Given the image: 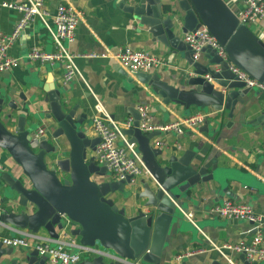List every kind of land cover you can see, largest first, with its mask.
<instances>
[{
    "label": "water",
    "instance_id": "1",
    "mask_svg": "<svg viewBox=\"0 0 264 264\" xmlns=\"http://www.w3.org/2000/svg\"><path fill=\"white\" fill-rule=\"evenodd\" d=\"M123 3L137 26L149 33L153 41L180 52L189 66L186 78L190 88L171 84L157 73L137 72L136 79L130 77L150 86L165 104L176 103L187 109L191 106L212 107L216 111L229 109L232 113L238 103L245 102L251 90L244 88V83L215 50H203L202 54L209 58L206 65L201 56L194 58L192 48L180 33L194 31L202 24L224 46L233 64L264 84V41L240 23L225 0H181L179 11L170 10V5L161 0H137L134 4L123 0ZM216 64L221 66L219 72L212 66ZM118 70L129 76L127 71ZM44 90L47 93L43 101L49 112L45 113L41 105L39 112H32L29 123L26 116L18 117L14 130L7 126L12 114L5 112V107L12 108L14 104L0 98V148L22 167L24 175L22 181L6 177L18 194L22 209L0 212V223L33 233L44 229L49 237L58 238V230L65 228L67 218L77 224L71 234L79 238L80 245L110 250L128 259V264H160L162 251L175 226L193 234L202 229L198 223L192 226L185 216L189 212L188 203L193 201L189 192L201 180L215 179L216 171L221 172L217 156L204 162L194 150L179 154V149L174 147L172 150L155 147L151 141L159 132H143L140 112L132 111L133 124L123 131L142 154L153 181L143 184L139 198L144 202L137 214L127 216L116 198L125 192L130 179L111 181L105 177L106 166L99 165L92 154L100 138L88 136L77 111L61 100L55 85L50 84ZM38 113L55 125L40 138L38 149L34 150L30 141ZM26 124H30L29 128ZM251 124L264 128V111ZM29 206L33 213L28 212ZM14 250L0 241V264H48L47 258L39 256L36 249L24 256H15ZM242 259L244 264H250L244 261V256ZM81 264L127 263L106 261L103 255L92 254Z\"/></svg>",
    "mask_w": 264,
    "mask_h": 264
},
{
    "label": "crops",
    "instance_id": "2",
    "mask_svg": "<svg viewBox=\"0 0 264 264\" xmlns=\"http://www.w3.org/2000/svg\"><path fill=\"white\" fill-rule=\"evenodd\" d=\"M2 1L23 3L25 0H0V32L9 34L13 31L20 13L15 9L2 7ZM136 1L127 0V3L134 4ZM180 1L161 0L163 4L170 5V10L178 11ZM225 2L236 14L239 13L240 0ZM61 3L72 4L84 14L77 28L76 39L68 47L77 56V64L89 88L102 100L116 122L121 123L130 118L134 121L132 111L138 110L142 104L150 106L152 121L156 124H164L175 119L174 114L168 109H173L181 116H189L199 111L210 115L207 123L201 125L196 132L188 130L178 136L173 132L156 131L159 133L151 141L155 147L179 149V154L185 150H194L204 162L217 156L218 166L222 168H218L221 172L216 171L215 179L201 180L189 192L193 200L188 203L189 211L193 213L195 222L202 229L193 234L187 230L181 231L175 226L162 251L160 264H227L226 256L235 264H244L243 253L229 252L223 255L214 249L213 243L221 246L224 243L250 242L256 230L255 225L243 220L209 217L207 211L225 199H230L246 203L256 213L264 216V128L262 125L254 127L251 124V121L264 111V92L251 89L245 96V102L238 103L232 113L229 109L216 111L212 107L199 109L196 106L187 109L176 103L165 104L160 96L154 94L150 86L138 80H131L130 77L136 79L134 75L122 74L118 68L125 69L112 54L125 46L154 54L165 63L149 73H157L163 80L176 86L190 88L186 78L189 66L180 52H174V49L164 46L159 41H153L152 36L143 31L141 26H137V21L126 12L123 0H47L45 7L53 13ZM249 28L264 41L263 22ZM184 34L180 33L181 38H184ZM34 45L42 46L46 50L54 47L52 38L39 19L31 23L9 49L11 55L21 58L19 65L1 76L0 98L14 104L12 108L5 107V112L12 114V119L7 123L8 128L14 130L18 117L23 115L29 123L32 120V112H39L41 105L45 113H48L49 106L43 101L47 93L44 89L52 84L60 91L61 100L69 103L71 108L77 111V116L83 121L88 136L97 138L92 127L95 98L91 91L79 77L64 83L61 64L41 65L25 58ZM91 54L107 56L92 57ZM200 60L206 65L209 58L202 54ZM212 66L215 68V65ZM35 122L33 129L44 126L47 134L55 125L43 113H38ZM29 125L26 124L28 128ZM157 142L163 144L159 146ZM211 172L212 170H209V173ZM6 177L22 181L24 175L22 167L6 150L0 148V197L9 208L20 211L22 208L18 204V194L8 184ZM145 181H153L149 171L143 172L133 183H128L125 192L118 194L116 202L125 208L127 216L137 214L138 208L143 204L144 200L139 198V194ZM25 183L29 185L27 178ZM29 208L28 212L33 213L32 207ZM69 224L70 226H67ZM75 225L76 223L68 222L66 218L65 228L58 230L61 238L64 239L65 233L73 237L71 230L77 228ZM191 225L195 227L193 223ZM201 231L208 237L202 235ZM21 233L49 237L44 229L33 233L0 223L1 242L3 238L18 236ZM74 237L79 244V238ZM28 239L31 248L14 247L15 256H24L34 250L35 241L30 237ZM197 248H202L204 252L193 254L181 261L177 259L179 254ZM86 258L89 256H84L83 260ZM244 261L248 260L245 258ZM248 262L264 264V261Z\"/></svg>",
    "mask_w": 264,
    "mask_h": 264
},
{
    "label": "built area",
    "instance_id": "3",
    "mask_svg": "<svg viewBox=\"0 0 264 264\" xmlns=\"http://www.w3.org/2000/svg\"><path fill=\"white\" fill-rule=\"evenodd\" d=\"M47 0H25L23 3L2 1L1 6L15 9L20 13V17L11 33L0 32V80L1 76L19 65L20 57L9 53V49L22 36L27 27L35 20L43 22L47 32L52 38L54 47L46 50L42 46L34 45L30 48L25 58L41 65L49 64L63 66L62 78L64 83L79 77L91 91L95 98V115L92 119V127L100 141L96 145L94 152L95 159L99 165L106 166L108 180L127 181L133 183L141 176L146 168L142 154L135 144H131L129 137L125 135L123 129L129 128L133 124V119H126L118 123L111 117L110 112L105 107L102 100L89 88L82 72L79 69L76 58L68 45L75 41L77 28L83 19V12L72 4L61 3L52 13L46 9ZM127 1V0H126ZM241 8L237 14L240 23L248 27L257 23H264V0H240ZM184 40L193 50L195 59L200 58L204 49L215 50L222 61L227 62L229 70L235 77L244 83V88L257 89L264 92V84L255 80L240 67L233 64L224 48L211 34L205 25H201L194 31L184 34ZM92 57H106L107 54H91ZM113 58L129 74L137 72H151L165 63L160 57L146 51H137L130 46H125L112 54ZM216 71L221 70L219 64L215 65ZM208 80H212L210 75H206ZM140 112V128L143 132L161 131L164 133L173 132L176 135H183L188 130L197 131L198 128L207 122L210 117L208 113L202 111L192 113L189 116H181L173 109L171 111L175 119L164 124H156L152 121L150 106L142 104L138 107ZM46 134V127L38 126L31 134L30 145L37 150L40 138ZM159 146L163 142H157ZM128 184V183H127ZM9 207L0 197V212H6ZM209 217L226 218L229 220H243L255 225V232L250 242L224 243L217 246L213 243L214 249L225 255L229 252L243 253L246 260L257 263L264 261V216L256 213L253 208L246 203H239L230 199H225L221 204L212 206L208 211ZM186 218L196 225L192 212L185 213ZM68 222H72L67 219ZM77 227V224L75 225ZM201 230V229H200ZM202 235L208 237L203 231ZM28 237L35 241L33 248L38 251L39 256L46 257L48 264H80L84 256L92 254L103 255L106 261L115 260L128 264V259L121 258L117 253L105 250L100 247H84L77 244L75 237L64 234V239L60 237H39L32 233H21L18 236L3 238L2 242L6 246L31 248ZM211 241V240H210ZM71 247L79 249L78 253L71 252ZM204 252L202 248L185 251L177 256L178 260L196 253ZM227 264H235L226 256Z\"/></svg>",
    "mask_w": 264,
    "mask_h": 264
},
{
    "label": "rangeland",
    "instance_id": "4",
    "mask_svg": "<svg viewBox=\"0 0 264 264\" xmlns=\"http://www.w3.org/2000/svg\"><path fill=\"white\" fill-rule=\"evenodd\" d=\"M50 37H51V36H50ZM105 177H106V178H109V175L106 174ZM67 226H70V224L67 225ZM69 229H70V228H69ZM70 249H71V252H73V253H78V252H79V249L76 248V247H71Z\"/></svg>",
    "mask_w": 264,
    "mask_h": 264
}]
</instances>
